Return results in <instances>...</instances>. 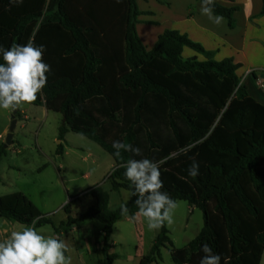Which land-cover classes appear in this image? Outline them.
<instances>
[{
  "label": "trees",
  "instance_id": "trees-1",
  "mask_svg": "<svg viewBox=\"0 0 264 264\" xmlns=\"http://www.w3.org/2000/svg\"><path fill=\"white\" fill-rule=\"evenodd\" d=\"M213 11L229 29L235 27L238 7L214 0ZM194 14L189 8L188 18ZM143 15L137 0H23L20 5L0 0V46L28 41L45 46L42 58L51 70L29 105L62 116L56 155L63 153L66 133L87 138L114 161L110 189L129 193L123 165L129 158L150 159L160 169L161 191L202 212L203 227L192 241L174 248L164 226L138 264L157 262L167 245L173 264H200L203 244L220 255V264H259L264 254V106L240 82L239 64L232 58L216 61L215 52L186 34L164 30L147 50L136 31ZM185 47L203 60L185 58ZM19 115L17 110L15 118ZM115 140L140 148L141 155L122 151L115 156ZM5 155L1 146L0 162ZM193 160L199 165L195 178L188 176ZM88 195L94 204L76 218L69 204L63 207L61 225L78 229L88 220L101 223L97 264H112L116 256L109 253V241L124 217L120 206L126 204L132 218L138 213L137 197L110 209L109 194L100 186ZM0 218L25 226L35 219L36 228L52 224L22 193L0 196Z\"/></svg>",
  "mask_w": 264,
  "mask_h": 264
},
{
  "label": "rangeland",
  "instance_id": "rangeland-1",
  "mask_svg": "<svg viewBox=\"0 0 264 264\" xmlns=\"http://www.w3.org/2000/svg\"><path fill=\"white\" fill-rule=\"evenodd\" d=\"M164 3L155 1L151 4L148 0H138V8L146 13L140 16V20L150 22L151 13L146 10L147 7L164 19V13L159 9ZM139 24L138 37L148 47L160 29L151 23L153 26L150 29H142L145 24ZM18 109L25 110L28 119L19 115L12 144L8 146L4 144L12 111L0 110V147L6 150L0 162V196L23 193L42 215L52 221V224L37 227V230L46 237L63 240L67 247L66 255L71 257L72 264H97L102 259V224L88 220L75 233L73 227L61 225L66 221L63 207L69 204L70 216L76 218L94 204L88 193L97 186L109 194L110 209L129 200L127 190L114 192L110 189L108 176L114 166L112 157L94 142L72 132L65 134L62 141L65 155H56L62 116L29 104ZM177 205L172 224L165 227L173 247L182 248L200 232L203 216L199 209L185 201H177ZM21 226L0 218V242L6 240L11 232L21 231ZM54 228L58 229L57 234ZM159 232L160 229L148 231L143 217L136 222L130 219L117 222L109 241V253L116 256L112 264H138L140 257L149 253ZM169 250V245L161 248L160 260L152 264H173ZM261 264H264V255Z\"/></svg>",
  "mask_w": 264,
  "mask_h": 264
},
{
  "label": "clouds",
  "instance_id": "clouds-1",
  "mask_svg": "<svg viewBox=\"0 0 264 264\" xmlns=\"http://www.w3.org/2000/svg\"><path fill=\"white\" fill-rule=\"evenodd\" d=\"M120 3V0H115ZM10 4L20 5L23 0H9ZM214 0H201V14L207 16L214 25H221L224 17L214 14ZM44 45L35 46L32 41L25 44H14L5 49L0 46V110L15 111L37 99V95L46 86L51 68L43 61ZM114 155L119 157L123 152L140 156L141 149L120 140L112 142ZM124 178L129 182L130 197L136 196L135 204L139 215L146 222L147 230H159L171 225L177 208V201L172 199L163 188L160 169L150 159L129 158L123 165ZM199 174V165L193 160L188 169V176L195 178ZM126 204L120 206L121 215L128 214ZM136 217L133 216L134 220ZM34 219L21 231H13L0 242V264H72L66 255L67 247L63 240L42 235L36 228ZM201 251L204 255L200 264H220L221 257L213 253L207 244Z\"/></svg>",
  "mask_w": 264,
  "mask_h": 264
},
{
  "label": "crops",
  "instance_id": "crops-1",
  "mask_svg": "<svg viewBox=\"0 0 264 264\" xmlns=\"http://www.w3.org/2000/svg\"><path fill=\"white\" fill-rule=\"evenodd\" d=\"M215 1L226 7H238V11L234 13L235 27L233 29L228 28L225 20L221 25H214L207 16L201 14V5L195 0H164L165 5L159 7L160 11L164 13V19H161L150 7L146 9L151 13L150 22L143 23L140 20L142 16L139 18L141 24H145V28L142 29L153 26L149 23H154L156 25L154 27L160 29L151 45L145 48L150 50L157 37L164 30H177L181 34H186L189 39L201 44L205 50L215 52L214 59L216 61L232 58L235 64H239L240 67L236 73L240 82L246 87L248 94L264 106V88L258 85V82L264 84V15H261L262 2L261 0ZM148 2L153 4L155 0H148ZM189 8L195 10V14L191 18H188ZM161 24H163L162 27ZM139 25H136V31L139 30ZM183 56L185 58L196 56L199 60H203L201 55L186 47L183 48ZM40 108L47 112L44 107L40 106ZM16 110L20 112L21 117L28 119L25 110ZM65 153L66 151L63 149L62 154L65 155ZM135 217L133 220L129 215H124L123 219L136 222L141 216L135 215ZM24 227L25 225H22L21 229ZM82 227L83 224L80 228ZM73 228L75 233L80 231H77L75 227ZM263 255L259 264H261Z\"/></svg>",
  "mask_w": 264,
  "mask_h": 264
},
{
  "label": "water",
  "instance_id": "water-1",
  "mask_svg": "<svg viewBox=\"0 0 264 264\" xmlns=\"http://www.w3.org/2000/svg\"><path fill=\"white\" fill-rule=\"evenodd\" d=\"M16 112H17V110L12 111V113H11V123L9 126L8 134L6 135V138H5L4 146H8V145L12 144L13 131H14L16 124H17V119L15 118Z\"/></svg>",
  "mask_w": 264,
  "mask_h": 264
},
{
  "label": "built area",
  "instance_id": "built-area-1",
  "mask_svg": "<svg viewBox=\"0 0 264 264\" xmlns=\"http://www.w3.org/2000/svg\"><path fill=\"white\" fill-rule=\"evenodd\" d=\"M258 85H259L261 88H264V84H263V83L258 82Z\"/></svg>",
  "mask_w": 264,
  "mask_h": 264
}]
</instances>
